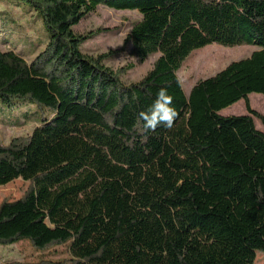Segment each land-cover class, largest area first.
Wrapping results in <instances>:
<instances>
[{
	"label": "trees",
	"instance_id": "1",
	"mask_svg": "<svg viewBox=\"0 0 264 264\" xmlns=\"http://www.w3.org/2000/svg\"><path fill=\"white\" fill-rule=\"evenodd\" d=\"M47 41L31 61L0 49V101L55 110L28 135L0 144V186L29 183L0 204V245L68 243V264H255L264 252V0H25ZM136 10L122 49L99 55L75 26L98 6ZM255 44L186 94L178 71L196 49ZM144 62L126 83L106 61ZM132 68V66H130ZM128 67V69H130ZM161 87L179 117L145 132L138 113ZM244 100L246 115L221 111ZM11 264V263H8Z\"/></svg>",
	"mask_w": 264,
	"mask_h": 264
},
{
	"label": "rangeland",
	"instance_id": "2",
	"mask_svg": "<svg viewBox=\"0 0 264 264\" xmlns=\"http://www.w3.org/2000/svg\"><path fill=\"white\" fill-rule=\"evenodd\" d=\"M140 18L136 10H116L100 5L74 28L79 34L92 33L82 49L88 54L99 55L122 49L133 24ZM47 35L39 13L29 2L0 0L1 50H14L31 61L44 49ZM255 50L257 46L253 43L234 47L211 44L194 50L178 71L185 93L189 94L201 79L215 75L234 61L249 57ZM158 56L152 55L141 62L129 54L127 46L126 51L106 61V64L114 71L126 68L122 72V79L130 83L142 79L152 69ZM249 103L254 110L264 115V94L252 93ZM247 113L244 100L221 111L225 116ZM54 115V109L39 104L19 101L16 106L9 108L0 101V144H8L13 137L30 134L42 118L52 119ZM253 120L256 127L264 132L261 120L257 116H253ZM28 187L29 183L23 179L0 186V204L6 199L20 198ZM68 243L37 248L28 239H21L13 245H0V264H68L71 257ZM255 264H264V252H257Z\"/></svg>",
	"mask_w": 264,
	"mask_h": 264
},
{
	"label": "clouds",
	"instance_id": "3",
	"mask_svg": "<svg viewBox=\"0 0 264 264\" xmlns=\"http://www.w3.org/2000/svg\"><path fill=\"white\" fill-rule=\"evenodd\" d=\"M178 117L179 112L173 106V96L166 87L158 90L155 100L147 110L138 113V120L143 122L145 132H154L159 127L171 129Z\"/></svg>",
	"mask_w": 264,
	"mask_h": 264
},
{
	"label": "crops",
	"instance_id": "4",
	"mask_svg": "<svg viewBox=\"0 0 264 264\" xmlns=\"http://www.w3.org/2000/svg\"><path fill=\"white\" fill-rule=\"evenodd\" d=\"M250 95H251V94H250ZM250 95H249V96H250ZM232 106H233V105H232ZM230 107H231V106H230Z\"/></svg>",
	"mask_w": 264,
	"mask_h": 264
}]
</instances>
